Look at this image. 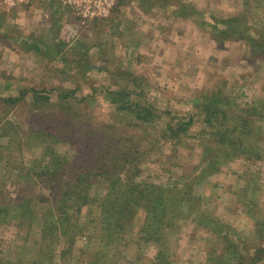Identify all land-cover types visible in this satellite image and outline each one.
I'll return each mask as SVG.
<instances>
[{
	"label": "rangeland",
	"instance_id": "374dc122",
	"mask_svg": "<svg viewBox=\"0 0 264 264\" xmlns=\"http://www.w3.org/2000/svg\"><path fill=\"white\" fill-rule=\"evenodd\" d=\"M190 8L200 17L186 16ZM230 17L246 23V37L216 41L212 28L201 26L203 18L217 23ZM104 87L126 91L136 87L129 98L150 106L154 121H139L119 110L106 98L109 92ZM24 89L28 93L22 96ZM32 90L53 99L49 104L35 103ZM62 90L74 91L69 107L80 110L82 121L96 126L123 124L122 129L139 138L143 148L151 149L141 165L140 180L178 189L191 184L188 187L201 213L181 211L182 219L164 233L162 245L138 239L142 218L134 219L124 239H114L110 245L111 240L94 234L100 224L98 214L86 207L79 223L85 224L84 231L61 260L57 257L64 246L60 235L55 257L60 264H87L95 251L103 256L99 264H159L157 255L164 264H215L216 260L237 264V255L221 235L226 233L245 255L264 245V0H130L109 17L88 25H82L58 0H31L29 5L0 0V98L22 97L16 106L0 103V148L21 133L24 142L16 144L21 162L28 166L41 161L47 154L43 144L26 139L24 133L43 123L42 129L51 130L46 116L59 110L53 102ZM215 93L229 105L211 125L203 112ZM33 107H39L38 113ZM174 116L183 122L193 118V122L178 138H164ZM234 124L238 125L235 133L218 135ZM241 124L256 132L246 141L238 137ZM217 139L222 146L244 145H229L217 158L206 157L203 146L216 147ZM54 149L68 153L69 161L79 156L65 142H56ZM16 173L5 159L0 160V186L9 192L7 198H19ZM2 192L0 203L5 204V189ZM97 193L101 196L103 191ZM34 202L39 214L34 220L30 213L22 218L15 205L9 207L0 224V264H33L41 247L40 212L44 215L48 206ZM86 216L92 223H86ZM92 233L96 239L90 240ZM82 249L90 251L86 257L78 252ZM257 264H264V258Z\"/></svg>",
	"mask_w": 264,
	"mask_h": 264
},
{
	"label": "trees",
	"instance_id": "16d2710c",
	"mask_svg": "<svg viewBox=\"0 0 264 264\" xmlns=\"http://www.w3.org/2000/svg\"><path fill=\"white\" fill-rule=\"evenodd\" d=\"M129 1L120 0L114 9L119 5L129 3ZM30 3L31 0L28 3L21 4L29 5ZM64 8L73 13L66 6ZM197 13L198 11L196 12L190 8L186 12V16L198 15L200 17V14ZM216 22H209L204 18L201 20V26L212 28L213 34L211 33V37L216 41L224 38L235 40L246 37L245 29H248L242 19L230 17ZM121 73L131 75L127 71ZM131 77L139 79L134 75H131ZM100 90L102 91L101 87ZM103 91L112 93V97L109 96V93H106V98H109L113 105L118 104L119 110L126 111L127 114L132 115L139 121H149L150 119L154 121L156 115L150 106L142 104L139 100L135 101L129 98L130 95L128 94L136 93V87L130 91L123 89L107 90L104 87ZM26 93L28 91L25 89L21 91L22 96ZM141 94L144 95V91ZM32 95L31 99L35 103L43 101L49 104L50 100L53 99L41 94L39 90H32ZM119 96L126 98L122 101ZM73 97L74 91L72 90H62L57 94V101L53 104L59 110L46 116L47 123L52 126L51 130L42 129L46 126L43 123L36 127H28L25 131L26 139L38 140L43 144L47 154L41 161H33L28 166L23 161L21 162V153L19 155V151H16V144L18 143L19 146L24 142V136L21 133H17L16 137H10L7 146L0 148V160L5 159L11 170L17 172L15 175L18 180L16 189L19 197L16 199L7 198L9 192L6 188L0 186V201L2 195H4L2 189H5L6 192L3 199L5 204L0 203V224L6 220L11 206L15 205L21 209L22 218H27V214L30 213L34 216L30 215L29 217L34 220L39 215L33 208L34 201L48 205L44 215L42 211L40 212L43 216L41 247L32 259L33 264H42L44 260L46 264H60L59 260H55L58 252L56 245L60 242V235L64 240V246L59 249L57 257L61 260L62 256L70 254L73 250L75 237L84 231L85 224L81 225L79 223H83L80 221V213L86 207L90 209L92 214L93 211L98 214L97 221L100 224L98 228L94 229V234L97 233L104 240H111L110 245L115 243L112 242L114 239H124V235L130 232L136 218H142L141 225L136 233L138 239L142 242H152L156 246L162 245L164 233L168 230H174L179 220L182 219L179 218V215H182L181 211H190V214H192L199 210L200 203L194 201L196 198L191 194L188 187L191 184L185 183L178 189L172 185L163 186L140 180L141 165L151 149L149 147L143 148V143L139 138L122 129L123 124L122 126L110 124H97L98 126H96L92 122L87 123L88 120L82 121V114H79L80 110L73 112L69 107L70 99ZM221 97L226 100L224 104L221 103L219 94L216 93L208 101L206 100L208 102L204 106L206 112L203 113L208 124L214 125L213 120H217L218 113L225 111V108L229 105L227 99ZM20 98L22 97L0 98V103L6 107L16 106L21 101ZM36 108L39 107H33L34 112H37ZM35 118L37 117L35 116ZM172 118L175 122L167 125L169 134L164 133V138L167 135L171 138H178L179 134L184 133L193 122V118H190L187 122H183L179 117L174 116ZM57 120L58 122H56ZM237 127V124L225 127L218 135L223 138L228 134L235 133ZM10 128L18 129L17 126H11ZM240 128L241 131L238 132V137L242 141H246L251 134L256 133L255 130L249 129L243 124L240 125ZM56 142H65L70 149L76 148L78 158L72 156L74 159L70 157L72 161H69L68 153L62 154L54 149ZM214 144H216V147L203 146L206 157L210 158V155H213L217 158L218 153L224 147H229V145H244L242 142H230L222 146L218 139ZM249 149H252V147ZM258 156H262V152ZM8 157L9 159L6 160ZM212 160L214 161V159ZM212 160L206 165L205 171L212 165ZM37 162L40 164H37ZM98 189L103 191L101 196H98ZM92 208H97V210ZM90 212L89 214L92 216ZM199 213H201L200 210ZM89 216H86V223H92L93 221ZM174 221H177V223H174ZM218 230L222 232L221 229ZM94 234L90 235V240L96 239ZM221 238L224 242L226 241L229 249H233L232 254L237 255V264H257L264 258V245L255 246L252 252L247 251L248 253L246 252L245 255L228 241L226 233L221 235ZM243 245L244 250H247V244ZM78 252L86 257L90 251L82 249ZM102 257L100 251H95L89 257L90 260L86 262L87 264H99ZM156 259L157 263L164 264L159 255ZM215 262V264H232L220 260Z\"/></svg>",
	"mask_w": 264,
	"mask_h": 264
},
{
	"label": "built area",
	"instance_id": "2783aa9c",
	"mask_svg": "<svg viewBox=\"0 0 264 264\" xmlns=\"http://www.w3.org/2000/svg\"><path fill=\"white\" fill-rule=\"evenodd\" d=\"M64 6L73 11L82 25L104 19L110 16L120 0H59ZM135 1V0H132ZM29 0H5L9 5L28 3Z\"/></svg>",
	"mask_w": 264,
	"mask_h": 264
}]
</instances>
